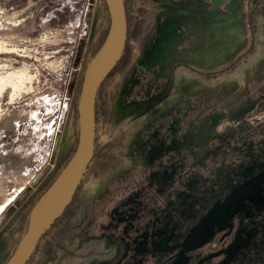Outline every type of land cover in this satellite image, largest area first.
Instances as JSON below:
<instances>
[{
    "label": "flooded vegetation",
    "instance_id": "obj_1",
    "mask_svg": "<svg viewBox=\"0 0 264 264\" xmlns=\"http://www.w3.org/2000/svg\"><path fill=\"white\" fill-rule=\"evenodd\" d=\"M247 1L124 0L126 48L104 83L126 62L133 83L154 86L150 89L147 85L143 93L132 90L141 98L136 107L141 121L128 131L129 139L123 136L114 142L119 143L118 151H113L111 140L102 146H97L95 140L92 162L62 215L70 219L69 212L79 199L81 220L75 229L82 235L83 248L91 249L64 252L65 264H264V86L258 87L261 73L252 76L253 88L244 103L228 108L220 124L204 125L206 118L201 124L200 117L195 118L194 100L192 105L177 102L174 107L163 108L169 96L177 93L180 69L211 81L223 76L215 66H225L219 72H226L246 59L240 53L223 66H207L213 59L224 58L240 34L247 37L241 50H248L251 56L259 48L255 22L258 15L264 16L260 11L264 1H255L249 13L239 16L237 10L244 9ZM186 2L191 10L188 19L205 20L204 26L190 28L181 17L165 19V27L148 28L138 44L139 60L124 61L133 52L130 40L136 31L131 25L146 21L155 5L180 6ZM231 15L237 19L229 21L227 17ZM218 17L226 22L221 25L237 22L239 26L235 34L227 32L226 27L222 30L221 35L228 38L220 39L223 46L213 44V28L208 23ZM241 21L247 25L245 28L241 29ZM201 55L205 65L196 63ZM129 90L126 88L120 95L119 110L132 100ZM32 261L33 256L27 264Z\"/></svg>",
    "mask_w": 264,
    "mask_h": 264
},
{
    "label": "rangeland",
    "instance_id": "obj_2",
    "mask_svg": "<svg viewBox=\"0 0 264 264\" xmlns=\"http://www.w3.org/2000/svg\"><path fill=\"white\" fill-rule=\"evenodd\" d=\"M255 1L258 0H248L244 9L237 10L238 15L249 13ZM179 5H155L146 21L138 19V24L130 26L136 35L130 40L132 55L124 61L139 60L138 44L148 28L165 27L167 21L162 24L165 19L181 17L190 28L204 26L205 20L188 19L191 10L187 2ZM260 11L264 12V7ZM160 12L165 13L159 16ZM227 18L237 19L233 15ZM208 23L213 28L212 42L216 46H223L220 39L228 40L221 35L225 27L234 34L239 29L237 22L221 25L226 22L219 17ZM242 24L241 21V29L247 26ZM255 25L260 40L253 55L245 48L241 50L247 37L240 34L237 44L234 42L224 58L213 59L212 64L207 62L209 67L220 63L223 66L237 54H245L246 59L237 68L219 72L225 66H215V71L223 76L211 81L188 69H180L177 93L169 96L163 108L174 107L177 102L192 105L194 100L195 118L200 117L199 121L206 118L204 125H217L226 119L228 108L244 103L253 88L254 74L261 73L258 87H263V15L257 16ZM109 26L108 14L100 0H0V264H5L16 250L25 230L26 211L33 209L30 208L34 201L56 180L74 154L79 138L76 111L81 95L80 81L92 60L91 54L100 46ZM198 58L197 64H206L202 55ZM129 68L126 62L121 64L102 86L97 102V146L111 140L115 145L113 151L119 150V143L114 142L124 139L123 136L129 139L128 131L141 121L136 109L141 98L136 93L133 95L132 90L143 93L147 85L150 89L154 86L133 83ZM126 88H130L132 100H123L126 103L119 110L120 95ZM197 125L201 126L199 122ZM71 210L72 217H62L39 242L30 264L34 261L65 264L64 252H89L91 246L83 248L82 235L75 229L81 220L79 199ZM30 223L31 217L27 228Z\"/></svg>",
    "mask_w": 264,
    "mask_h": 264
},
{
    "label": "water",
    "instance_id": "obj_3",
    "mask_svg": "<svg viewBox=\"0 0 264 264\" xmlns=\"http://www.w3.org/2000/svg\"><path fill=\"white\" fill-rule=\"evenodd\" d=\"M105 3L110 17V26L102 48L90 61L85 71L77 107L79 125L77 147L68 164L34 205L29 216L31 223L5 264L29 262L40 240L71 204L92 162L96 140L98 92L122 59L128 34L124 0H105ZM48 194H51L50 202L39 217H36V209L40 201Z\"/></svg>",
    "mask_w": 264,
    "mask_h": 264
},
{
    "label": "trees",
    "instance_id": "obj_4",
    "mask_svg": "<svg viewBox=\"0 0 264 264\" xmlns=\"http://www.w3.org/2000/svg\"><path fill=\"white\" fill-rule=\"evenodd\" d=\"M102 3H103V6H104V9H105V12L108 14V9H107V6H106V3H105V0H100ZM127 15V14H126ZM108 18H109V21H110V17H109V14H108ZM108 31H109V29L107 30V34H105V37L103 38V40H102V42H101V44H100V46H98L96 49H95V51L91 54V56H92V59L98 54V52L100 51V49L102 48V46H103V44H104V42H105V40H106V38H107V35H108ZM118 65V64H117ZM116 68V67H115ZM84 76H85V72H84V75H83V77H82V79H81V83H80V87H79V90H80V94H81V91H82V85H83V81H84ZM79 98H80V96H79ZM79 101V100H78ZM76 113H77V117H78V111H76ZM76 149V148H75ZM75 152V151H74ZM73 156V155H72ZM70 161V160H69ZM68 164V163H67ZM52 185V184H51ZM50 185V186H51ZM48 189V188H47ZM47 191V190H46ZM46 191H43V193L34 201V203H33V206L30 208V209H32L33 207H34V205L37 203V201L40 199V197L46 192ZM30 210L29 211H26V213H27V217H26V219H25V230L23 231V234L27 231V227H26V223H27V221H28V219H29V216H30ZM25 214V213H24ZM23 214V215H24ZM22 218H23V216H22ZM21 218V219H22ZM22 223H24V221L22 222ZM23 234L21 235V237L19 238V240H18V243H19V241L21 240V238H22V236H23ZM18 243H17V245H18Z\"/></svg>",
    "mask_w": 264,
    "mask_h": 264
},
{
    "label": "bare ground",
    "instance_id": "obj_5",
    "mask_svg": "<svg viewBox=\"0 0 264 264\" xmlns=\"http://www.w3.org/2000/svg\"><path fill=\"white\" fill-rule=\"evenodd\" d=\"M0 83H2L1 80H0ZM4 88H5V85L2 84V90ZM50 199H51V194H48L42 198V200L40 201L38 205V208L36 209V217H39V215L42 213V211L46 208V206L50 202Z\"/></svg>",
    "mask_w": 264,
    "mask_h": 264
},
{
    "label": "built area",
    "instance_id": "obj_6",
    "mask_svg": "<svg viewBox=\"0 0 264 264\" xmlns=\"http://www.w3.org/2000/svg\"><path fill=\"white\" fill-rule=\"evenodd\" d=\"M60 129V128H59Z\"/></svg>",
    "mask_w": 264,
    "mask_h": 264
}]
</instances>
